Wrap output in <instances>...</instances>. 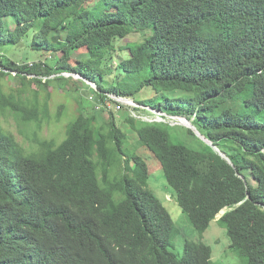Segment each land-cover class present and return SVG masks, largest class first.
I'll return each instance as SVG.
<instances>
[{"label": "trees", "instance_id": "obj_1", "mask_svg": "<svg viewBox=\"0 0 264 264\" xmlns=\"http://www.w3.org/2000/svg\"><path fill=\"white\" fill-rule=\"evenodd\" d=\"M89 1L0 0V45L29 40L32 50L55 56L52 65H29L0 54V77L62 81L76 73L97 86L88 85L101 101L133 100L151 89L155 98L133 101L187 118V126L193 121L229 160L205 142L197 150L173 141L167 123L128 117L199 235L175 255L180 229L148 188L147 161L126 147V132L114 120L98 127L79 114L60 143L34 131L29 148L0 124V264H213V250L201 239L225 208L217 222L230 248L247 264H264V122L218 113L241 97L264 112V0ZM131 35L140 41L120 46L127 58L118 59L116 41ZM83 47L89 59L72 66ZM104 59L113 61L109 70L125 73L117 85L106 79ZM8 110L38 128L49 119L36 98L0 94V111ZM121 156L122 174L115 169Z\"/></svg>", "mask_w": 264, "mask_h": 264}, {"label": "rangeland", "instance_id": "obj_2", "mask_svg": "<svg viewBox=\"0 0 264 264\" xmlns=\"http://www.w3.org/2000/svg\"><path fill=\"white\" fill-rule=\"evenodd\" d=\"M95 1L96 0H91L89 4L94 5ZM97 8H101V6ZM6 28L10 31L15 29V22L12 18H6ZM138 41H140L138 35H131L121 40L118 39L115 43L116 52L119 56L117 58H127L126 52L121 53L120 46ZM88 49L89 47H83L75 52L69 63L75 66L82 57H84L85 60L89 59ZM0 54L7 56L19 64L31 65L35 63H49L52 65L55 61V56L50 53L32 50L29 45V40H24L18 45H0ZM104 65L108 69V66L113 65V61L104 59L101 67L103 68ZM121 73L122 75L125 74L122 71ZM121 73H117L114 69H108L105 77L110 83L117 85L118 80L116 81V77ZM63 75L67 80H53V76L50 77V80L52 79L51 81H48L49 79L46 78H42L40 79L41 81H38L35 80L36 76L33 75H29L24 79L13 72H11L10 75L0 77V94L6 97L12 96L16 101L21 100L28 102L36 98L41 108L47 105L49 116V119L44 120L41 127L38 128L34 123L27 124L21 122L15 114L9 110L6 113L0 111V124L2 127L6 131L12 133L18 143L29 148L33 145L31 138L34 131H37L40 140L56 141L60 143L65 137L68 124L79 114H83L98 127L114 120V122L126 132V147L138 155H141L147 161L149 172L151 173V177L148 180V188L153 191L168 208L176 225L182 231V234L174 240V249H172V251L181 254L186 239L200 241L198 233L190 222L189 217L183 213L178 206L173 196V189L168 185L163 176L160 163L155 159L151 151L139 143L140 141L137 134L133 132L130 124L127 122L128 117H133L144 123L154 122L158 118L155 117L152 109L138 104H128L123 99L117 98L114 95H110L108 99L101 101L95 97L94 92L88 86L90 85L96 89L97 86L94 83L86 79L85 81L82 76L76 73L67 72ZM131 79L136 81L137 76H132ZM119 80H121V78ZM155 97L156 94H154L151 89H144L132 99L139 102L144 99H153ZM223 110H231L233 113L241 115H252L257 121L264 122V112H254L252 108L246 105L243 97L234 101H227L221 106L218 113ZM184 120L185 119H181L179 121L176 119L168 123L166 122L171 125L170 133L173 135V141L179 140V142L187 147L200 150L202 148L201 143L205 141L192 130L191 125H185ZM190 122L194 126L193 121ZM189 129L194 132V135L189 133ZM198 132L200 133L199 130ZM124 167L125 157L121 156L119 157V161L116 162L115 169L122 174L124 172ZM249 174L250 181L255 184V176L253 173ZM253 195L255 199L260 198V193L258 191H253ZM225 211L227 210L225 209ZM221 215L222 214L211 222L210 227L204 233L203 239L201 240L205 244L211 246L213 250L212 263L247 264L245 257H241L236 249L230 248V240L227 236L226 229L217 222Z\"/></svg>", "mask_w": 264, "mask_h": 264}, {"label": "clouds", "instance_id": "obj_3", "mask_svg": "<svg viewBox=\"0 0 264 264\" xmlns=\"http://www.w3.org/2000/svg\"><path fill=\"white\" fill-rule=\"evenodd\" d=\"M115 96V95H114ZM118 98V97H117ZM121 99H123L124 101H126L128 104H130V103H133V104H138V103H136V102H134L133 100H131V99H125V98H121ZM138 105H140V104H138ZM143 106V105H142ZM144 107H147V106H144ZM149 109H152V111H153V114L155 115L157 112H161V113H164V114H166L165 112H162V111H159V110H155V109H153V108H151V107H149ZM166 115H168V114H166ZM168 116H171V117H174L175 119L174 120H181V119H183V117H178V116H172V115H168ZM169 119V118H168ZM185 119H187V118H185ZM188 120V119H187ZM170 120H166V121H154V122H149V123H168ZM226 209V208H225ZM225 209H223L224 211L223 212H220L218 215H217V217L220 215V214H222L220 217H219V219L224 215V213L226 212L225 211ZM227 210V209H226ZM216 217V218H217ZM218 219V220H219ZM216 220V219H215ZM217 220V221H218ZM178 227V226H177ZM179 228V227H178ZM224 228V227H223ZM180 229V228H179ZM182 234V231H181V229H180V234L178 235V236H180ZM204 235V234H203ZM177 236V237H178ZM198 237H199V235H198ZM203 239V238H202ZM201 239V240H202ZM185 241H191V240H188V239H186ZM185 241H184V245H183V251H184V246H185ZM195 242H198V241H195ZM204 243V242H203ZM174 244V243H173ZM207 245V244H206ZM209 246V245H208ZM211 247V246H210ZM172 249H174V247L172 248ZM172 249H171V252L172 253H174L175 255H182V253L181 254H179V253H175L174 251H172Z\"/></svg>", "mask_w": 264, "mask_h": 264}, {"label": "water", "instance_id": "obj_4", "mask_svg": "<svg viewBox=\"0 0 264 264\" xmlns=\"http://www.w3.org/2000/svg\"><path fill=\"white\" fill-rule=\"evenodd\" d=\"M183 119H185V118H183ZM186 120H187V119H186ZM188 121H189V120H188ZM191 128H192V130H193L194 132H196V133L202 138L203 141L206 142V144H208V145H209L210 147H212L216 152L220 153L221 156H223L225 159H227L226 155H225L224 153L220 152L219 148L216 147L211 141H209L204 135H201V134L198 132V130L196 129V127H194L193 125H191ZM227 160H229V159H227ZM223 211H224V210H222L221 212H223Z\"/></svg>", "mask_w": 264, "mask_h": 264}, {"label": "built area", "instance_id": "obj_5", "mask_svg": "<svg viewBox=\"0 0 264 264\" xmlns=\"http://www.w3.org/2000/svg\"><path fill=\"white\" fill-rule=\"evenodd\" d=\"M123 101V100H122ZM155 117L156 118H158V119H156L155 121H168V120H174L175 118L174 117H171V116H168V115H166V114H164V113H161V112H157L156 114H155ZM169 118V119H168Z\"/></svg>", "mask_w": 264, "mask_h": 264}, {"label": "bare ground", "instance_id": "obj_6", "mask_svg": "<svg viewBox=\"0 0 264 264\" xmlns=\"http://www.w3.org/2000/svg\"><path fill=\"white\" fill-rule=\"evenodd\" d=\"M232 1V0H231ZM225 3V2H224ZM245 3V2H244ZM227 8V7H226ZM238 8V7H237ZM250 9V8H249ZM210 10V9H209ZM219 17V16H218ZM248 18V17H247ZM255 20V19H254ZM261 27V26H260ZM223 46V45H222ZM228 47H229V45H228ZM227 48V47H226ZM223 49V48H222ZM226 54H227V52H226ZM235 58V57H234ZM243 256V255H242Z\"/></svg>", "mask_w": 264, "mask_h": 264}]
</instances>
